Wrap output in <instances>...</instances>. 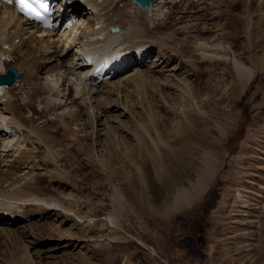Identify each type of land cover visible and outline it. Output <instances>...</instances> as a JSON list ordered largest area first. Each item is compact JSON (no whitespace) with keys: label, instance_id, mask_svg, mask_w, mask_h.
Segmentation results:
<instances>
[{"label":"rangeland","instance_id":"rangeland-1","mask_svg":"<svg viewBox=\"0 0 264 264\" xmlns=\"http://www.w3.org/2000/svg\"><path fill=\"white\" fill-rule=\"evenodd\" d=\"M122 1L121 8H131L139 23L134 28L146 25V12L134 2ZM184 1L167 3L153 20L154 32L175 35L181 42V38H195L212 45L230 43L235 55L253 68L250 82L234 94L229 63H196L194 77L191 66L182 70L180 62L172 60L168 67L157 63L158 69H179L175 81L180 88L192 89L194 100L186 93L182 97L180 91L171 103L163 98L169 91L161 97L147 84L139 91L133 77L121 84L120 94L113 90L114 97L107 101L111 106H126L129 117L108 110L95 125L91 110L80 107L83 125L68 120L67 126L88 140L84 146L79 139L75 147L64 140L68 149L61 169L69 181L45 177L42 182V195L74 210L80 223L64 217L57 221L54 216L16 223L14 235L7 238L0 233V264H14L16 258L9 257L20 256L26 250L24 243L33 238L39 243L31 254L40 264H76L82 257L80 264H264V66L253 65L264 60V0H189L188 5ZM185 6L192 13H186ZM156 9L150 8L152 14ZM195 29L198 32L192 33ZM47 45L42 50L51 56L55 49ZM176 55L180 58L181 51ZM155 59L151 56L141 69L152 66ZM48 66L55 71L53 64ZM46 71L39 77L44 78ZM130 72L136 69L124 75ZM175 81L172 86L177 87ZM76 84L80 82L67 91L69 98L80 92L82 85ZM184 98L203 113L184 117L182 112L190 111ZM66 105L71 107L69 100ZM163 108L171 113H163ZM93 127L105 133L100 146L90 138ZM220 132H225L224 137ZM214 142L219 149H212ZM76 145L84 148L77 150ZM212 151L217 155L216 167L204 194L191 206L168 212L174 196L195 183L204 168L203 154ZM116 190L132 197L130 201L125 197L122 209L113 204ZM133 196L144 205L133 203ZM112 216L119 222V235L108 223ZM89 219L90 227L77 231L75 224L86 227ZM48 221L56 226L62 222L59 235L46 231Z\"/></svg>","mask_w":264,"mask_h":264},{"label":"bare ground","instance_id":"bare-ground-1","mask_svg":"<svg viewBox=\"0 0 264 264\" xmlns=\"http://www.w3.org/2000/svg\"><path fill=\"white\" fill-rule=\"evenodd\" d=\"M42 1L53 8L52 24L48 29H42L23 19L17 13L14 0L11 3L9 0H0L2 9L0 10V73L4 74L12 63L16 64L17 69L23 74V77L11 87H0V233L8 235L7 238L17 232L13 227L16 223L27 222L29 218L42 220L54 216L57 221L64 217L73 218L75 222L80 223L74 210L67 209L61 202H51L42 195L43 178H60L69 181L68 175L61 169V163L68 149L64 140L70 141H68L69 147L79 144V139L84 146L86 145L87 136L81 138L67 126L69 121L79 123V126L83 125L80 107L86 106L89 111L91 110L90 114L95 125L100 119L98 116L108 110H113V113L118 114L116 116L129 117L126 106L122 108L111 106L107 101L111 100V95L113 96L115 91L120 94L119 91L124 86L123 82L128 84L135 78L134 87L139 91L145 84L161 97L169 91L170 93H167V96L163 95V98L171 103L176 101L174 94L180 91L182 97H185L183 94L186 93L194 100V91L180 88V84L175 81L179 69L176 70L175 67L170 71L159 70L157 63L168 67V62L178 61L182 70L191 66L194 77L197 76L196 63H229L234 77L230 89L234 94L244 90L254 73L252 67L246 66L235 55L230 43L223 45L222 41H216L212 45L195 38H181L184 39L181 42L175 35L154 32L156 28L153 20L161 15L162 10L171 0H156L147 10L142 9L146 12L147 18L146 21L144 20L146 25L140 21L142 25L139 30L134 28L138 27L139 23L137 24L133 19L134 12L131 8L129 7V11L121 8L122 0ZM128 1L134 2V0ZM184 4H190L189 0H185ZM135 6L139 7L137 4ZM152 7L158 8L154 14L150 11ZM183 10L192 13L186 9V6ZM60 29L63 30L59 35ZM112 29L116 32L112 33ZM196 32L197 29L192 33ZM249 39L247 36L248 42ZM48 43L47 49H55L51 56L46 53L47 51L42 50V45ZM58 47L60 48L56 50ZM177 51H181L180 58L176 55ZM154 55L157 59L152 66L141 69ZM8 61L11 63H6ZM43 63L46 64L47 73L44 78H40L39 75L45 70ZM48 64H53L55 71L50 70ZM253 65L264 66V60L261 59L258 64L255 62ZM133 68L136 69L135 73L131 71L130 74L124 75ZM117 77L120 78L113 81ZM174 81L178 84L177 87L172 86ZM76 82L82 85L81 89L78 88L80 92L69 98L70 91H67L72 89ZM16 90L18 92L14 93ZM35 98L37 101L34 100ZM80 98L81 101L77 103ZM68 100L71 107L66 105ZM183 101H188V105L190 104L187 108L190 111L183 109L184 117L192 112L197 115L203 113L194 107L193 101L187 99ZM161 110L164 111L163 113L168 112L165 108ZM47 124L50 126H46ZM59 131H62V134ZM224 133L219 134L221 138ZM104 134L102 129L93 127L90 138L94 140L95 146H100ZM211 145L213 150L219 149L218 143L214 142ZM76 147L77 150L84 148L77 145ZM216 156L213 151L203 154L204 168L197 174L195 183L191 184L189 189H183L174 196L168 212L185 209L204 194L215 171ZM29 166L31 169L22 174ZM5 183H8L7 187H4ZM124 192L125 197L129 198V201L132 200L130 193ZM125 197L116 190L112 196L114 206L122 209ZM136 199L133 196V203L141 205ZM48 222L46 231L49 229L50 232L59 235L62 222L59 226ZM91 222L89 219L86 227L79 224H75V227L77 226V231L80 232L81 229H88ZM108 223L113 234L119 235L117 217H110ZM31 237L33 238L32 235ZM38 243L35 238L25 242V252L9 259L16 258L14 264H40V261H36L31 254ZM80 259L76 264L82 263L85 258Z\"/></svg>","mask_w":264,"mask_h":264},{"label":"water","instance_id":"water-1","mask_svg":"<svg viewBox=\"0 0 264 264\" xmlns=\"http://www.w3.org/2000/svg\"><path fill=\"white\" fill-rule=\"evenodd\" d=\"M156 0H134L143 10H147L149 5ZM22 74L16 68L10 67L5 74H0V86L10 87L16 80L21 79Z\"/></svg>","mask_w":264,"mask_h":264},{"label":"snow or ice","instance_id":"snow-or-ice-1","mask_svg":"<svg viewBox=\"0 0 264 264\" xmlns=\"http://www.w3.org/2000/svg\"><path fill=\"white\" fill-rule=\"evenodd\" d=\"M9 2L11 3L12 0H9ZM15 4L19 11L28 17L39 16L35 5H39L41 8L44 7V4L41 3V0H15Z\"/></svg>","mask_w":264,"mask_h":264},{"label":"flooded vegetation","instance_id":"flooded-vegetation-1","mask_svg":"<svg viewBox=\"0 0 264 264\" xmlns=\"http://www.w3.org/2000/svg\"><path fill=\"white\" fill-rule=\"evenodd\" d=\"M199 241V240H198Z\"/></svg>","mask_w":264,"mask_h":264}]
</instances>
